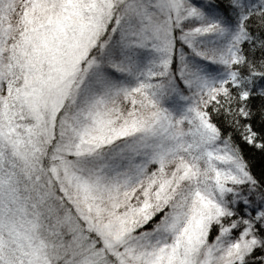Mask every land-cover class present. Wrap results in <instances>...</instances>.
I'll return each mask as SVG.
<instances>
[{
    "label": "snow or ice",
    "instance_id": "snow-or-ice-1",
    "mask_svg": "<svg viewBox=\"0 0 264 264\" xmlns=\"http://www.w3.org/2000/svg\"><path fill=\"white\" fill-rule=\"evenodd\" d=\"M0 264H264V0H0Z\"/></svg>",
    "mask_w": 264,
    "mask_h": 264
}]
</instances>
